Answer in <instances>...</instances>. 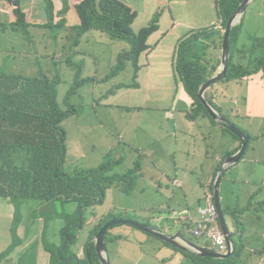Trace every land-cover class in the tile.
<instances>
[{
    "label": "rangeland",
    "instance_id": "374dc122",
    "mask_svg": "<svg viewBox=\"0 0 264 264\" xmlns=\"http://www.w3.org/2000/svg\"><path fill=\"white\" fill-rule=\"evenodd\" d=\"M14 1H12V6H14ZM160 1L158 0L157 2ZM147 2L154 9L151 13L152 20L161 18L162 29H167L163 22L167 18V9L165 7L156 9L152 5L153 0H148ZM205 8L210 10L211 16L215 11L216 18L215 0H202L189 10L192 13L195 11L205 12ZM209 12L208 17L210 16ZM175 13H179V11L175 10ZM241 20L242 27L238 35L239 45H243L242 47L246 49H250L252 46L253 48H257L259 52L263 47L260 40L264 36V0H255L250 3L247 6L246 14ZM150 23H153V21H150ZM213 28L216 30L221 29V19L217 18L216 25ZM111 29H114L112 22ZM131 31L134 33L133 29ZM169 32L171 33L172 31ZM166 38L168 39L169 35ZM77 39V32H74L71 38L66 41L69 44L67 46H65L63 40L60 38L52 39V42L57 45L53 50V53H55L53 58L57 62V65L48 63L46 55L42 54L39 56L42 60L36 70L26 71L25 67L27 65L20 62H18L15 68L22 74L30 76L44 74L52 78H60L61 83L58 88L57 103L62 114H65L60 126L66 133L65 169L67 172L92 171L104 163L116 160L121 161V166L120 168L117 167L113 171V174H124L133 168L137 160H141L139 156L133 155V158L130 157L133 148L135 153H138V150L142 147L146 149L151 143L150 137L157 135L156 132H158L157 127L159 124L167 123L169 126L173 124V121H167L166 117L168 115H178V108L171 107L170 101L177 85L170 80L169 73H163V78H160L159 72L147 71L143 74V85L140 90L129 88L116 95L120 85L126 84L125 86L131 87L134 83L132 79L134 71L132 66L128 64V58L126 57L131 55L132 52L129 50L120 57L110 56L111 49L109 48L111 47V42L108 40L107 33L101 34V36L99 34H87L80 39L78 46L75 45ZM189 41L187 40L181 44L180 52L186 46V42ZM30 44L34 50L40 51L41 43L39 41L31 39ZM216 46L215 59L220 60V43H217ZM77 55L81 61L77 60ZM68 62L76 65L79 64L80 72L78 75L77 66L70 67L67 64ZM123 65L126 67L121 70ZM180 66L185 69L184 65ZM3 70L8 69L4 67ZM114 72H118L115 75L116 77L114 76ZM175 74L178 76L177 73ZM261 75V73L254 75L251 84L242 80L239 86L233 84L231 87L224 88L222 86L224 83H222L220 88L221 93L219 92L218 94L236 93L239 97L240 105L243 107L244 101L240 96L242 95L241 93H245L247 95L245 98L246 111L251 112L257 118L240 119L239 115L243 111L240 106L236 107L233 113L228 112L225 114L239 128L245 130L253 137L258 136V138L250 142V148L244 155L246 159L257 160V163L252 164V167L246 168V172H250L249 176H253L256 182L259 183L256 193L250 202L251 208L245 214L243 223L246 231L251 234V240L250 243H247V246L258 248L259 250L264 249V240L262 243H256L258 235L264 234V92L252 97L250 96V89L257 84L256 80L260 79ZM17 81L15 85L22 83L20 81L17 83ZM105 93H112V97L109 99L111 104L120 107L107 106L106 101L108 98L103 100L102 98L104 97L101 96V94ZM255 112H259L260 114H255ZM114 114L119 116V122L116 126H113L111 123L112 118L109 116ZM192 116L196 119L198 118L196 113ZM96 123H98V127H96ZM109 131L113 133L112 136H110ZM131 131H134L138 142H134L129 135L127 138L126 135H123L121 139H118L117 136L120 132L128 134ZM100 133L108 135L109 138L104 137L103 139ZM206 135L211 138L215 136L214 132H209ZM110 139L111 145H105L104 142L110 141ZM234 139H236L234 136L225 131L221 145L226 146L228 144L232 146L235 142ZM159 155V152L153 154V156ZM148 163L150 173L154 176L157 171L155 165L150 159ZM239 177H243L242 174H239ZM170 179L171 177L168 175L164 177L165 185L168 189L171 188ZM124 186L127 188L128 182ZM176 192L178 193V190ZM108 193L105 203L96 208L95 212L99 218L103 217L106 219L109 214H124L121 210V208H124L129 210L127 214L137 215L136 219L138 222L143 223L146 222L144 216L132 213V210L139 211L146 206H155L159 203L164 205L170 204L166 195L162 196L157 193L154 183L145 182L139 177L135 180L134 185L129 188L128 192L113 187L111 188V192ZM198 201L204 206L201 198H198ZM43 203L38 200H29L23 206H20L18 202L11 203L12 207L16 210L22 209L16 215H13L14 219H11L7 213L0 210V264H20L23 250L35 262L38 259L42 243H47V248L50 250L62 245L61 230L66 226L65 219H62L61 216H54L47 221L43 218L40 219L41 215L48 217L54 214L58 207L56 204L55 207L45 208L42 206ZM239 204H243V199L239 200ZM0 208L6 207L0 206ZM76 208V204H66L63 210L72 213ZM161 208L159 207L155 211L160 212ZM152 214H155V212ZM86 215L88 218H94L95 214L92 210L87 209ZM15 218L17 219L16 222H14ZM18 221L20 222L19 225H17ZM176 223L179 229L184 230L185 234L191 237L185 228L190 226V222L184 224V221L180 218ZM96 224V222H91L89 229ZM169 225L173 226L171 222ZM45 226H47V229L44 232ZM129 229L130 226L128 225L118 224L111 229L110 235L114 237L115 242L119 237H124V241L129 239ZM89 234V230H84L78 236L76 243L72 245L73 251L77 249L81 259L85 258V246L87 240H89ZM141 234L143 235L141 239L144 242H153L148 234ZM120 242L108 245L109 258H111V252H116L118 246H121L129 252L128 256L130 257L128 262L123 263L134 264L133 258L135 257V253H137L134 246L135 243L121 242V245ZM29 246H31L30 249ZM247 255H251V258L258 260V257L254 256L253 253L244 252L235 257L229 264H250V259ZM120 261L112 260V262L116 263ZM191 263V259L186 258L184 264Z\"/></svg>",
    "mask_w": 264,
    "mask_h": 264
},
{
    "label": "crops",
    "instance_id": "0c3cea01",
    "mask_svg": "<svg viewBox=\"0 0 264 264\" xmlns=\"http://www.w3.org/2000/svg\"><path fill=\"white\" fill-rule=\"evenodd\" d=\"M84 1L85 0H15L14 6H12L10 0H0V75L14 77L17 75L15 79L18 81L35 80L39 74L36 76L22 74L15 67L18 62H20L28 66L25 67L26 71L36 70L42 60L39 58L42 54L46 55L48 63L57 65V62L53 58L55 55L53 50L57 45L52 42V39L60 38L63 40L65 46L69 45L66 41L71 38L74 32L78 33V28L82 25L81 16L84 15L82 12L84 11V6L80 4ZM117 1L127 6V10L133 16L130 29H133L135 34L143 29L150 28L153 24H156L157 29L152 32L147 39V48L140 54L137 60L139 74L136 79L133 77L134 74L132 75L134 81L133 85L131 87L125 86L126 84L120 85L119 87L124 88L116 92V95L129 88L140 90L143 85V74L147 71L159 72L160 78H163V73H169L170 80L177 85L170 101L171 107L174 106V108H178V115H168V117H166V120L173 121V124L171 126L167 123L159 124L157 127L158 132H156L157 135H152L150 137L151 143L149 146L146 149L142 147L138 150V153H135L133 148L130 154L132 158L134 155L139 156L141 159L137 160L141 164L140 170L137 173L138 177L145 182L154 183L157 193L162 196L166 195L170 201V204L167 205L159 203L155 206H146L139 211L132 210L131 212L143 215L144 219L149 221V225L155 227V229L173 234L181 230L176 223L180 218H182L184 224L190 222V225L193 227V223L199 218L198 209L204 207L206 204L205 202L204 206L201 205L198 198H201L204 202L203 198L205 191L208 186L214 184L218 173L223 168L224 159L234 155L241 146V142L237 139H234L237 144L234 142L232 146L228 144L226 146L221 145V140L225 134L221 128V126L224 127L223 124L214 125L206 117H198V120L187 119L186 115L189 114V111L192 109L193 101L185 93L179 76L175 74L177 73L175 57L181 44L192 33L212 26L218 18L217 12L215 18V11L211 16V12H209L210 10L207 8H205V12L195 11L192 13L189 10L202 0H161L160 2H157L158 0H153L152 5L156 9H161L162 7L167 9V18L163 20L167 29H162L161 18L155 20L151 18V13L154 9L150 6V3L147 2L148 0ZM16 8L21 9L26 15L23 20L17 18L15 14ZM175 10L179 11V13H175ZM208 12L210 15L209 17ZM150 21H153V23H150ZM169 31L172 32L170 33ZM88 34H99V36H101V33L97 32ZM107 34L108 40L111 42V47L109 48L111 49L110 56L120 57L123 53L133 49L131 43L128 42L129 40L125 38L116 39L113 38L110 33ZM168 35L169 38L167 39L166 37ZM262 37L264 38V36ZM31 39L41 43L40 51L32 48L30 44ZM76 58L81 61L78 55ZM128 64L133 68L130 62H128ZM4 67H7L8 70H3ZM253 76L254 75L249 77ZM261 76V79H263V74ZM60 83L58 84V88ZM19 87L22 86L19 85ZM228 87H231V85H224V88ZM219 92L221 93V90ZM108 94L109 93L101 94V96H108ZM229 94L230 93L226 95H217L216 100H213V103L219 106L221 114L225 115L228 112L233 113L234 109L240 106L243 109L242 113L239 115L240 119H257L251 112L244 110V106L242 107L240 105L239 97L236 93L230 96ZM241 94L243 95V93ZM106 104L109 107H120L111 104L109 99H107ZM109 116L112 118L111 123L113 126H116L119 122V116L115 114ZM205 123L209 124L206 125ZM15 125L16 122L13 121L3 132L14 131ZM98 126V123H96V127ZM209 132H214V138L206 135ZM109 134L110 136L113 135L111 131H109ZM123 135H126V138L129 135L134 142H138L134 131L128 134L120 132L117 136L118 139H121ZM100 136L103 139L104 137H108V135L102 133H100ZM253 138L256 139L258 136ZM104 143L110 146L111 139ZM156 152H159L160 155L153 156ZM246 152L247 150L245 153ZM244 155L239 163L224 170L219 184L218 194L221 211H226V214L223 213V218L230 231V235L234 242L236 240L243 246L240 254L244 252L254 254L259 251V249L247 246V243H250L251 234L246 231L244 224L240 226V229L237 228L231 217V212L235 209L240 210L246 208L250 210V202L256 193V188L259 183L256 182L253 176H249L250 172H246V168L252 167V164H256L257 160L246 159ZM149 159L153 162L157 170L154 176L150 173ZM239 174H242L243 177H239ZM167 175L171 177L170 189L165 185L164 177ZM177 190L178 193L176 192ZM108 192H111V190ZM108 194L109 193H107V196ZM240 199H243V204H239ZM11 203L14 204V202L8 198H0V206L6 207L0 208V210L7 213L8 217L11 219H14L13 215H16L17 212L22 209L16 210L12 207ZM23 205L24 204H20V206ZM159 207H162V210L167 209V212L161 214L155 211L159 209ZM121 210L124 212V214H120L122 216L126 215L129 211L124 208H121ZM153 212H155V214L151 216L150 214ZM172 212L174 215L170 217ZM133 216L138 217L137 215ZM87 220L88 223L85 230L91 231L99 223L100 218L94 216V218H87ZM91 222H96L97 224L89 229ZM170 222L173 226L169 225ZM185 228L187 229L188 227ZM128 232L129 239L123 241L124 237H119L116 242L111 240L109 243L117 244L120 241L122 243H135L134 246L137 253H135V257L133 258L134 264H184L186 258L180 252H177L172 244L168 243V249L176 252L175 257L172 260L163 262V258L173 254L172 251L163 248L167 242L161 241L159 238L155 236L154 238L148 234L153 242L146 243L141 239L143 236L141 233L145 232L133 227H130ZM183 235L187 236L185 231H183ZM263 240L264 234H259L256 243H262ZM161 243L164 244L161 245ZM201 246L204 247L203 245ZM30 247L31 246H29V249ZM209 249L212 248L209 247ZM128 253L129 252L124 250L121 246H118L116 252H111V264H124L128 262L130 259ZM247 256L250 259V264H264V256L254 254V256L258 257V260L251 258V255ZM37 258L38 259L34 262L32 257L23 250L20 264H50V254L47 250V243H42ZM112 260L121 261L116 263L112 262ZM191 264L221 263L196 260L195 263L192 262Z\"/></svg>",
    "mask_w": 264,
    "mask_h": 264
},
{
    "label": "trees",
    "instance_id": "16d2710c",
    "mask_svg": "<svg viewBox=\"0 0 264 264\" xmlns=\"http://www.w3.org/2000/svg\"><path fill=\"white\" fill-rule=\"evenodd\" d=\"M10 1L12 2L13 0ZM241 1L215 0L217 17L221 19V29L216 30L213 28L216 25L215 22L210 27L192 33L184 40V42L190 41L186 42V46L182 48L181 52V47L177 52L175 61L177 65L176 71L183 84L185 93L193 101V107L189 111V114L186 115L189 120H195L196 118L192 115L196 113L198 117L208 118L214 125L220 124L214 121L196 96L199 88L215 74L219 67L220 60L215 59L216 45L220 43L219 49L221 51L226 23L236 13ZM82 4L84 6V11H82L84 15L81 16L82 25L78 28V39L75 45H79L80 39L83 36L96 32L101 34L110 33L113 38H125L129 40L128 42L132 43L133 49L131 50L132 54L126 57L128 58V62L133 65V77L136 79L139 72L137 60L140 54L146 50V41L152 32L157 29L156 24L135 34L130 29L133 16L123 3L111 0H85L80 5ZM15 11L19 20H23L26 17L21 9L16 8ZM111 22L114 25L113 30L111 29ZM241 27L242 20L231 31L230 56L226 78L223 81L215 83L205 93L208 103L218 112H221L220 108L213 103V100H216L222 83L224 85L233 86L235 84L239 86L242 80L251 84L253 79L249 76L256 75L257 73H261L264 76V38L260 40L263 47L259 52L257 48H253L252 46L250 49H246L242 47L243 45H239L238 35ZM67 64L70 67L77 66V75L79 74V64L76 65L70 62ZM180 65H184L185 69ZM124 67L123 65L121 70ZM117 73L114 72V76ZM20 82L22 83L15 85L16 79L14 76L0 75V198H8L20 204H25L29 200H38L44 202L42 206L45 208H52L57 204L58 207L54 214L48 217L40 216V219L43 218L46 221L54 216H61L66 222V226L61 230L62 245L57 248L54 247L52 250L47 248L50 254V264H101L95 243H93L96 234L111 220L123 218L133 219L138 222L136 217L127 213L123 216L109 214L106 219L101 217L99 223L90 231L89 240H87L85 246L84 259L79 257L77 249L73 251L72 245L76 243L78 236L84 232L88 223L86 210H92L95 214L94 216L98 217L95 212L96 208L105 203L107 193L111 188L116 187L124 192H128L129 188L134 185L135 180L138 178L137 173L140 170L141 164L136 161L133 168L124 174H113V171L121 166V161L116 160L104 163L92 171L67 172L65 169L66 133L60 126L65 114H62L57 103L60 78H52L39 74L35 80ZM256 83L250 89V96L252 97L255 94L264 92V77L263 79L256 80ZM19 85L22 87H19ZM122 88L124 87H119L117 92ZM232 94L230 93L229 96ZM111 95L112 93L104 96L102 99H111ZM241 97L243 98L244 110L246 111L245 98L247 95L243 93ZM255 114L260 113L255 112ZM222 116L232 125H235L228 116L223 114ZM13 121L16 122L14 131L3 132ZM235 126L239 128L237 125ZM221 128L224 133L227 131L239 140L227 127L221 126ZM239 129L250 137L248 150L250 142L255 139L243 129ZM127 182L128 187L125 188L124 184ZM209 195L213 196V185L207 187L203 198L204 203ZM211 201L214 203L213 198H211ZM66 204H76L77 208L72 213L66 212L63 210ZM248 211V209L244 208L240 210L235 209L231 212V217L237 228L240 229V226H243V218ZM163 212H167V209L160 210L161 214ZM223 213L226 214V211H223L222 215ZM150 215L153 216L154 214L151 213ZM173 215L174 213L172 212L170 217ZM16 220L15 218L14 222ZM145 221L143 223L149 225V221ZM19 224L20 222L18 221L17 225ZM191 228L192 226L190 225L186 229L190 235ZM46 229L47 226L44 227L43 231L45 232ZM111 229L106 234L107 247L112 244L109 242L114 240V237L110 235ZM186 237L190 241L203 245L206 248L212 247V243H204L201 239L192 235V238ZM165 244L163 248L169 250V244ZM173 248L185 258L191 259L193 263L196 260H205L229 264L241 253L243 246L235 240L234 255L226 260L201 258L176 247ZM172 252L171 256L163 258V262L172 260L175 257L176 252ZM254 254L264 256V249Z\"/></svg>",
    "mask_w": 264,
    "mask_h": 264
},
{
    "label": "water",
    "instance_id": "95a60500",
    "mask_svg": "<svg viewBox=\"0 0 264 264\" xmlns=\"http://www.w3.org/2000/svg\"><path fill=\"white\" fill-rule=\"evenodd\" d=\"M253 1L255 0H242L236 13L229 18L228 22L226 23V27H225L224 35L222 39L219 67L217 71L215 72V74L199 88L197 92V96H196L198 100L200 101V103L203 105V107L207 110L209 115L214 119V121H216L217 123L223 124L225 127H227L228 130L232 132L233 134H235L238 137L239 141L241 142L240 149L234 155L229 156L224 159L223 168L218 173L217 178L213 184L214 205L217 210L221 231L225 235V241L227 244V253L221 254L213 249L202 247L201 245H198L190 241L186 236L183 235L184 230L182 229L173 234H170V233H165L158 229H155L153 226L137 222L133 219L121 218L117 220H111L110 222H108L96 234L94 238L97 254H98L101 264H111L109 253H108V248L106 244V234L112 227L118 224L131 225L134 228H137L147 234H150L169 244H172L174 247L180 250L194 254L198 257L226 260V259L231 258L234 255V241L230 235V231L227 228V224L222 215L218 189H219V184L221 181L222 174L224 173V170L232 167L233 165L241 161L245 151L247 150L250 137L246 135L244 132H242L241 130H239L236 126L231 125V123L227 121L221 115L220 112L215 110L205 98V93L215 83L223 81L226 78V74L228 71V61H229V56H230V37H231L232 28L237 23H239L242 16L245 14L247 10V6Z\"/></svg>",
    "mask_w": 264,
    "mask_h": 264
},
{
    "label": "built area",
    "instance_id": "2783aa9c",
    "mask_svg": "<svg viewBox=\"0 0 264 264\" xmlns=\"http://www.w3.org/2000/svg\"><path fill=\"white\" fill-rule=\"evenodd\" d=\"M211 198L213 196L209 195L205 206L198 209L199 218L193 223L190 233L192 236L201 239L204 243H212L211 248L218 253L226 254L227 244L225 235L221 231L217 210Z\"/></svg>",
    "mask_w": 264,
    "mask_h": 264
},
{
    "label": "clouds",
    "instance_id": "9594fccd",
    "mask_svg": "<svg viewBox=\"0 0 264 264\" xmlns=\"http://www.w3.org/2000/svg\"><path fill=\"white\" fill-rule=\"evenodd\" d=\"M222 115V114H221ZM228 121V120H227ZM232 125V124H231ZM235 126V125H234ZM239 129V128H238ZM240 130V129H239ZM240 149V148H239ZM199 245V244H198Z\"/></svg>",
    "mask_w": 264,
    "mask_h": 264
},
{
    "label": "flooded vegetation",
    "instance_id": "af4514ba",
    "mask_svg": "<svg viewBox=\"0 0 264 264\" xmlns=\"http://www.w3.org/2000/svg\"><path fill=\"white\" fill-rule=\"evenodd\" d=\"M188 238V237H187ZM93 243H95V242H93Z\"/></svg>",
    "mask_w": 264,
    "mask_h": 264
}]
</instances>
